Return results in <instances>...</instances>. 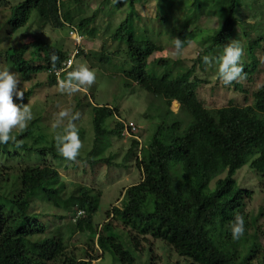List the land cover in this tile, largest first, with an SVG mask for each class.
<instances>
[{
	"label": "trees",
	"instance_id": "trees-1",
	"mask_svg": "<svg viewBox=\"0 0 264 264\" xmlns=\"http://www.w3.org/2000/svg\"><path fill=\"white\" fill-rule=\"evenodd\" d=\"M118 2L120 5L128 2L134 8L135 0ZM63 3L62 0H23L14 7L9 26L13 30L25 27L33 12L38 15V23L42 26L70 25L67 22L70 14L60 10V7L64 8ZM208 3V0H192L189 4L191 13L200 14ZM223 3L227 11L217 33L203 47L193 65L185 71L175 72V75H172L174 70L171 68L158 76L148 73L149 58L162 47L149 40H137L132 32L128 33V17L118 27L116 36L125 42L128 58L133 63L125 78L154 97H161L164 104V108L152 117L159 124L148 142L140 145L138 131L134 133L136 137L130 138L131 146L125 159L133 158L132 167L138 171L141 180L123 190L121 207H113L106 213L125 231H115L112 222L108 221L99 232L93 233L97 249L103 254L109 253L120 264H136L133 253H139V243L148 241L147 237L164 242L177 255L194 264H264L258 238L254 234L247 237L250 226L255 229L257 222L256 218L250 220L244 212L253 192L237 188L233 178L244 165L264 177V85L259 89L245 86L253 82L258 72L259 62L255 53L264 45V22L260 17L264 14L250 11L246 6L252 2L248 0L243 3L224 0ZM162 4L167 16L172 14L170 7ZM255 5L262 6L258 2ZM243 9L247 15L241 14ZM95 17L96 12H93L91 16L80 19L79 30L75 28L81 35L83 30H88L89 37H94L96 32L90 25ZM185 18V23L180 22L176 36L182 41V49L192 41L194 31L188 29V25L196 17L189 15ZM250 19L255 24L248 23ZM237 33L245 38L241 46L245 53L242 61L246 62L242 63L247 77L228 86L240 93V101L230 99L225 106L210 108L197 92L200 84L207 80L193 76L195 66L202 69L207 56L211 61L210 67H213L218 57L223 55L224 47L235 39ZM30 49H36L40 57L37 62L26 58ZM53 53L59 57L56 62L58 69L69 56L68 50L39 38L2 49L0 58L16 70L22 81L44 74L48 85L52 86L57 85L50 62ZM81 55L87 57L83 50L77 54ZM156 62L171 67L165 58ZM33 91V87L28 89L24 92L23 101L16 99L15 103H26ZM173 102L179 105L186 123L171 112ZM116 113L117 110L108 106L92 108V147L86 155L80 153L75 161L63 158L54 140L48 142L43 133L34 131V128L38 129L36 124L40 119L32 120L23 133L13 132L17 140L22 141L21 147L17 148L11 142L0 144V264H92L98 259L87 253L86 257L75 258L70 256L67 248L75 234H84L94 228L93 218L98 211L101 191L85 184L71 183L68 188L57 165L62 162L79 163L85 170V165L89 164L97 167L92 171L94 175L103 163L114 167L115 164H111L114 156L102 157L104 147L98 149V144L106 135L124 137L123 122L126 121L119 119ZM107 119L115 121L112 130L104 125ZM32 155L42 163L35 167L19 164L8 167L1 162L31 160ZM82 173L87 176L86 171ZM214 178H217L215 189L209 191ZM38 193L39 200L61 210L63 215L57 217L59 220L67 218L70 212L73 214V222H68L65 230L60 228L51 236L47 235V226L31 211ZM77 212H83V215L76 217ZM236 214L245 217V233L238 241H233L230 223Z\"/></svg>",
	"mask_w": 264,
	"mask_h": 264
},
{
	"label": "rangeland",
	"instance_id": "rangeland-1",
	"mask_svg": "<svg viewBox=\"0 0 264 264\" xmlns=\"http://www.w3.org/2000/svg\"><path fill=\"white\" fill-rule=\"evenodd\" d=\"M21 1L23 0H0V51L9 46L17 47L39 38L57 48L68 50L71 54L75 47L68 36L70 29L68 24L64 27H56L51 24L42 26L38 23V15L33 12L25 27L17 30L11 29L8 22L13 16L14 7ZM62 1H64V8L60 7L61 12L68 11L71 17L67 22L77 29L80 19L91 16L93 12H96L95 20L90 25L96 32L95 36L89 37L88 30L82 31L84 37L80 49L85 52L87 57L83 58L82 55H76L72 66L86 64L95 71L96 80L91 87L68 96L59 93L56 84L48 85L47 77L44 74L37 75L30 81H22L16 70L6 63L3 58H0V69L7 67L15 73L20 82L19 87L24 92L32 87L34 88L33 94L26 102L32 109L33 120L40 119V123L36 124L38 129L34 128V131L43 133L48 142L54 140L51 124L54 122L55 114L62 108H71L74 112L80 113V118L74 123L79 129V136L84 145L80 153L86 155L92 147L94 139L91 123L92 108L108 106L112 110H117L116 116L119 119L133 122L137 126L140 145H144L151 138L156 126L159 124L155 120L156 118L153 119L152 117L156 115L157 111L164 108V104L161 97H154L125 78V73L133 68V63L128 58L125 42L119 36H116L118 27L128 17L130 20L128 33L132 32L137 40H149L162 47L161 51L149 58L146 67L148 73L158 76L171 68L172 71L174 70L172 75H175V72L190 68L203 47L207 46L211 41V37L217 33L227 11L225 10L226 5L223 3L224 0H208V6L200 14L191 13L192 9L189 4L192 0H135L134 8H131L128 2L120 5L118 0ZM240 1L243 3L244 0ZM248 2H252L246 6L250 11L257 10L258 14H264V0H248ZM257 2L262 6L256 7L255 3L257 4ZM162 3H166V6L170 7V13L172 14L167 16L168 14L162 7ZM246 12L245 9L241 10L242 15L243 13L247 15ZM189 15L192 18L196 17L188 25V29L194 31L192 41L187 47L177 52L174 47V38L179 32L181 24L185 23V17ZM263 16H260L263 19L262 23L264 22ZM63 20L65 19L63 18ZM247 22L252 24L254 20L250 19ZM253 34L256 35L254 31ZM234 40L242 45L245 38L241 36V33H237ZM215 51L219 50L215 49ZM255 54L259 62L258 72L254 75L253 82H249L245 86L259 89L264 85V45L257 49ZM243 55L245 56V53ZM26 58L37 62L40 57L36 53V49H30ZM159 58L170 61L169 65L171 64V67L158 65L156 61ZM217 65L216 63L213 67H210L211 64L205 63L202 66L203 70L199 65H196L193 74L200 80H207L200 84L197 92L210 108L225 106L230 99H235L236 102L240 101L238 97L240 93L237 94L230 86L223 85L217 79ZM14 102H16L15 97ZM170 110L177 118L186 123L184 114L179 110V105L176 102L171 104ZM104 125L112 130L115 127V121L114 119H107ZM57 131H60V129H57ZM13 132H18V130H13ZM130 146V138L104 136L101 143L98 144V149L104 147L102 157L109 158L108 156L113 155L114 158L111 164H115V166L111 167L107 163H103L102 166H98L95 175L92 174V171L97 167H92L89 164L85 165V170L82 164L80 166L79 163L62 162L57 165L59 173L68 188V184L74 183L85 184L101 191L98 211L93 218L94 228L84 234H75L70 239L67 248L70 256L80 259L86 257L85 253H87L90 256L98 257V259L92 261V264H120L109 253L103 254L97 249L95 245L96 237L94 238L93 233L99 232L101 226L108 221L112 222L115 231H125L119 222L114 221L112 216L107 217L106 213L113 207H121L123 190L141 180L138 171L132 167L134 164L132 162L134 161L133 158L125 159L128 156ZM1 162L8 167L18 164L22 167L26 165L35 167L42 163L33 155L31 160L25 159L18 162L10 159L7 162L3 160ZM85 171L87 176L84 174V177L82 172ZM217 178L212 179L210 182L209 191L215 189ZM233 178L237 188L253 192L251 199L246 202L244 212L250 216V220L256 218L257 222L255 229L250 226L247 237L250 238L251 235H256L258 238L257 243L261 245L262 255H264V177L250 169L248 165H244L234 173ZM35 197L31 211L38 215L39 220L47 226L46 233L48 236L60 231V228L65 230L66 224L70 221L73 222L71 212L67 214V218L61 221L58 219V216L63 215L61 210L55 209L50 203L39 200V193ZM259 212L262 214L259 215ZM147 240L139 243V253L136 251L133 253L136 264H194L192 261L177 255L164 242L150 237H147ZM123 243L127 247L125 240Z\"/></svg>",
	"mask_w": 264,
	"mask_h": 264
},
{
	"label": "clouds",
	"instance_id": "clouds-1",
	"mask_svg": "<svg viewBox=\"0 0 264 264\" xmlns=\"http://www.w3.org/2000/svg\"><path fill=\"white\" fill-rule=\"evenodd\" d=\"M174 47L177 52L182 49V41L179 38H174ZM243 53L244 49L236 40L224 47L223 55L217 59L216 73L217 79L223 85L227 86L246 79L247 74L242 63ZM58 60L59 57L55 53L51 54L50 62L54 71ZM204 62L210 63V58L204 57ZM65 71L66 75L57 71V91L61 94L72 96L95 83L96 73L86 64L72 67L70 63ZM19 85L15 73L7 67L0 69V144L6 145L11 142L17 148L22 146V141L17 140L13 130L23 133L34 118L29 104L14 102V97L20 101L24 99V91ZM79 118V112H74L71 108H62L55 114L54 122L51 124L56 149L68 161H75L84 146L79 136V129L74 123ZM230 232L233 241H238L244 235L245 217L242 214L234 216L230 223Z\"/></svg>",
	"mask_w": 264,
	"mask_h": 264
},
{
	"label": "built area",
	"instance_id": "built-area-1",
	"mask_svg": "<svg viewBox=\"0 0 264 264\" xmlns=\"http://www.w3.org/2000/svg\"><path fill=\"white\" fill-rule=\"evenodd\" d=\"M69 26H70V29L68 31V36L73 41V45H74L75 49L71 54H69L67 59L61 64V67L56 69V71H53L56 82H57V71H60L62 75L66 74L65 70L68 69V66L70 63L73 66L74 58L76 57L78 52L81 50L80 44H81L84 36H82L75 27H73L71 25H69ZM123 125H124L123 135L125 138L136 137V135L134 133L137 132V127L134 125L133 122L126 121V122H123ZM82 215H83V212H77L76 217H79Z\"/></svg>",
	"mask_w": 264,
	"mask_h": 264
},
{
	"label": "crops",
	"instance_id": "crops-1",
	"mask_svg": "<svg viewBox=\"0 0 264 264\" xmlns=\"http://www.w3.org/2000/svg\"><path fill=\"white\" fill-rule=\"evenodd\" d=\"M177 104V103H176Z\"/></svg>",
	"mask_w": 264,
	"mask_h": 264
}]
</instances>
